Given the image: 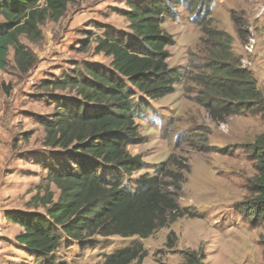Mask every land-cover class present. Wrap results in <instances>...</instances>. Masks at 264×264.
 <instances>
[{
  "label": "rangeland",
  "instance_id": "obj_1",
  "mask_svg": "<svg viewBox=\"0 0 264 264\" xmlns=\"http://www.w3.org/2000/svg\"><path fill=\"white\" fill-rule=\"evenodd\" d=\"M129 1L136 0H71L58 21L42 25L39 43L20 37L38 59L26 75L14 69L12 50L9 67L0 69V264L35 260L17 242L22 228L6 215L44 213L32 197L44 194L48 172L89 164L86 158L78 161L70 149L45 145L42 120L77 96L42 81L85 62L108 66L110 57L94 53L95 38L111 29L130 33L122 14ZM166 5L161 27L174 40L167 46V63L182 78L172 93L161 98L135 93L136 100H143L135 111L138 139L127 149L141 157L142 168L126 175L117 167L97 163L91 171L134 190L169 159L175 173L187 165L177 195L182 215L146 238L93 236L81 243L58 230L56 261L100 264L104 254L137 242L146 256L135 264H185L189 251H195L202 264H264V220L248 207L254 198L249 182L256 174L255 161L246 149L264 132V121L250 112L211 119L202 104L206 96L201 82L212 75L208 64L214 60L215 65L220 61L246 68L264 92V0H166ZM49 187L56 199L58 189L53 183Z\"/></svg>",
  "mask_w": 264,
  "mask_h": 264
},
{
  "label": "trees",
  "instance_id": "obj_2",
  "mask_svg": "<svg viewBox=\"0 0 264 264\" xmlns=\"http://www.w3.org/2000/svg\"><path fill=\"white\" fill-rule=\"evenodd\" d=\"M70 1L0 0V69L9 67L8 53L12 50L14 69L26 75L38 59L20 37L39 43L43 39L42 25L58 21ZM127 7L122 14L128 21L129 34L111 29L95 38L94 53L110 57L108 66L85 62L42 81L47 87L69 89L77 96L76 100L62 102L49 119L42 120L45 145L70 149L78 161L86 158L89 164L48 172L44 194L37 192L32 197L45 208L44 213L6 215L8 221L22 228L16 239L35 255L33 264H67L53 256L61 239L58 230L65 238L81 243L93 236L146 238L182 215L177 195L189 170L187 165L175 173L169 159L134 190L91 171L97 163L117 167L126 175L142 168L141 157L127 149L138 139L135 111L143 100H136L135 93L161 98L172 93L182 78V73L167 63V46L174 40L161 27L168 12L166 0L129 1ZM192 7L188 5L189 10ZM202 31L210 33L206 28ZM218 55L225 58L221 51ZM213 61L208 64L212 75L201 79L206 96L202 104L211 119L250 112L260 114L264 121V92L256 87L249 70L220 61L215 65ZM246 149L256 169L249 182L254 197L249 212L264 220V132ZM51 183L59 191L56 199ZM145 256L146 250L136 242L104 254L100 264H135ZM184 258L185 264H202L195 251L186 252Z\"/></svg>",
  "mask_w": 264,
  "mask_h": 264
},
{
  "label": "built area",
  "instance_id": "obj_3",
  "mask_svg": "<svg viewBox=\"0 0 264 264\" xmlns=\"http://www.w3.org/2000/svg\"><path fill=\"white\" fill-rule=\"evenodd\" d=\"M252 47V44H250V47L249 48H251Z\"/></svg>",
  "mask_w": 264,
  "mask_h": 264
}]
</instances>
